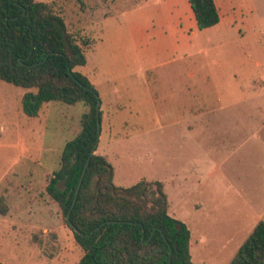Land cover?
<instances>
[{"label": "rangeland", "instance_id": "obj_1", "mask_svg": "<svg viewBox=\"0 0 264 264\" xmlns=\"http://www.w3.org/2000/svg\"><path fill=\"white\" fill-rule=\"evenodd\" d=\"M38 1L92 42L75 70L99 95L115 182H163L193 262L230 264L264 220V0H217L222 21L179 42L171 4L188 0ZM28 90L0 79V260L75 264L83 250L46 186L89 107L51 101L30 117Z\"/></svg>", "mask_w": 264, "mask_h": 264}, {"label": "trees", "instance_id": "obj_2", "mask_svg": "<svg viewBox=\"0 0 264 264\" xmlns=\"http://www.w3.org/2000/svg\"><path fill=\"white\" fill-rule=\"evenodd\" d=\"M189 1L200 29L220 22L215 0ZM91 43L79 41L52 3L0 0V79L29 89L22 98L23 111L37 117L51 101L89 107L81 131L65 144L60 167L46 186L83 250L75 264H195L191 229L169 213L163 182L118 185L108 155L97 152L99 95L88 76L75 70L87 63L85 47ZM99 117L102 123V110ZM7 212L0 199V213ZM230 264H264V220Z\"/></svg>", "mask_w": 264, "mask_h": 264}, {"label": "crops", "instance_id": "obj_3", "mask_svg": "<svg viewBox=\"0 0 264 264\" xmlns=\"http://www.w3.org/2000/svg\"><path fill=\"white\" fill-rule=\"evenodd\" d=\"M215 3L219 9V13H220V17H221L220 22H221L222 21L221 12H222V8L224 6V3L222 1L217 2V0H215ZM171 8L176 9V11H175L176 22L175 23L181 25V27L183 28V34H181L179 37L176 36V42H179L180 40H185L186 38H189L188 36H192L191 38H193L195 40V38L198 36V31H199L198 28L199 27L197 24L195 13L191 7L190 1L188 2V4H185L184 7H182V9L179 7V3H176V6H173L171 4ZM255 8L257 9L256 4H255ZM184 26H186V27H184ZM170 27L172 28L173 32H177L178 30H180V29H173L172 24H170ZM186 28L190 29V35H188V36L185 34ZM258 64H261V62L259 61ZM190 75L192 77H195V73L193 71L190 72ZM236 77L237 76H235V78Z\"/></svg>", "mask_w": 264, "mask_h": 264}, {"label": "water", "instance_id": "obj_4", "mask_svg": "<svg viewBox=\"0 0 264 264\" xmlns=\"http://www.w3.org/2000/svg\"><path fill=\"white\" fill-rule=\"evenodd\" d=\"M100 110H101V103H100V101H99V102H98V105H97V114H98L97 121H98L99 135H100V130H101V120H100V117H99ZM98 140H99V138H98ZM97 146H98V143H97ZM94 153H96V149L92 151L91 156H92ZM90 160H91V157H90V158L88 159V161H87L86 168H85V170H84V173H83V176H82L81 182H82V180H83V178H84V176H85V173H86L87 168H88V166H89ZM80 185H81V183H80ZM80 185H79V188H80ZM79 188H78V190H77V194H78V192H79ZM75 202H76V198H75L74 204H75ZM70 215H71V211H70V212L68 213V215H67V219H68V220L70 219ZM71 226H72L76 231H78V229H77L74 225L71 224Z\"/></svg>", "mask_w": 264, "mask_h": 264}]
</instances>
